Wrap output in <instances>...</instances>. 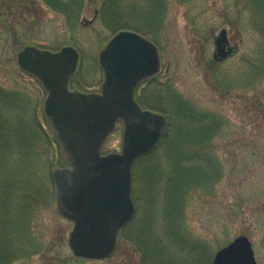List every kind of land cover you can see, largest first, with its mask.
I'll use <instances>...</instances> for the list:
<instances>
[{
    "label": "rangeland",
    "instance_id": "374dc122",
    "mask_svg": "<svg viewBox=\"0 0 264 264\" xmlns=\"http://www.w3.org/2000/svg\"><path fill=\"white\" fill-rule=\"evenodd\" d=\"M260 8V0H83L81 10L69 17L43 0H0V88L20 102L5 107L2 97L1 111L19 126L35 119V126L26 128L36 142L34 153L9 163L10 174H19L22 184L14 191L20 194L13 192L8 202V227L0 231L7 264H211L219 249L241 235L251 240L257 264H264ZM120 29L144 33L160 48L161 70L138 94L147 108L167 117L168 125L153 152L134 166L137 213L116 250L103 260H86L73 254L68 243L73 223L57 209L52 171L65 166H57L58 152L47 144V137H53L43 111L47 91L19 67L18 54L27 46L53 52L72 46L81 62L71 89L99 93L104 81L99 53ZM222 29L235 51L217 60L215 40ZM174 95L209 115V122L218 121L203 152L215 165V177L210 183L202 176L192 179L179 210L173 196L168 206L165 190L173 162L165 136L173 135ZM123 132L118 123L103 155L122 150ZM197 149L188 147L192 160ZM169 190L173 193V185Z\"/></svg>",
    "mask_w": 264,
    "mask_h": 264
},
{
    "label": "water",
    "instance_id": "95a60500",
    "mask_svg": "<svg viewBox=\"0 0 264 264\" xmlns=\"http://www.w3.org/2000/svg\"><path fill=\"white\" fill-rule=\"evenodd\" d=\"M215 43L216 59L232 54L227 30ZM79 57L71 46L58 52L27 46L19 52L18 64L48 92L44 113L69 165L52 172L58 212L75 223L69 246L77 257L103 260L115 251L122 230L135 216L133 165L157 145L168 125L166 116L142 110L134 98L136 87L159 72L161 59L150 40L121 31L99 55L105 73L102 93L84 94L69 89ZM118 119L125 124L122 151L101 155ZM212 264H257L251 241L235 238L215 254Z\"/></svg>",
    "mask_w": 264,
    "mask_h": 264
},
{
    "label": "trees",
    "instance_id": "16d2710c",
    "mask_svg": "<svg viewBox=\"0 0 264 264\" xmlns=\"http://www.w3.org/2000/svg\"><path fill=\"white\" fill-rule=\"evenodd\" d=\"M43 1H45L48 6L55 11L66 14L69 17L75 15V13H77L79 9L81 10L83 6V0H71L70 3H73V6L72 4L68 5L63 3L62 0ZM260 4L262 5V8L260 9L264 10V0H260ZM118 31H115L114 34ZM175 96L176 95H174L173 99L176 104V109L173 112V135L165 136V138L168 139L167 152H169V155H171L170 159L173 160L171 166L172 172L167 176L165 190L167 193L166 198L168 206L171 205V197L173 196V206L175 209L179 210L181 208L180 205L183 202H181V200L188 189V184L192 182V179L197 176H202L205 182L210 183L215 177V165L210 163L209 160L207 161L204 159L203 152L206 147L205 144H207V140H211L213 134L211 133L212 130L215 127V130H217L218 121L215 119L214 121L211 120L209 122V115H202L203 113L197 110L191 103L186 100L184 101L178 96ZM2 97H4V101L6 102L4 104L5 107H11L9 102L16 101L17 103H20L17 99H9L8 96L5 95L4 90L0 88L1 104L3 103ZM6 100H9L8 103ZM139 101L143 103L140 99ZM2 106L3 104L0 105V231L5 232L6 227H8V222H6L5 219L6 216H9L10 214V212H8V206L10 203L8 204V202H11V197L14 193H17V191H14L16 188L19 189L22 184L19 182L21 181L19 174H10V171L8 170L9 163L12 162V159H14V162L25 160L27 155L34 153L33 150L36 149V142L33 140L35 137L30 134L26 128L27 126L33 124L35 126V119H32V121L28 122L27 126L25 125L27 124L26 122H21L20 126L17 124L15 125L12 123L13 121L10 118L6 119L4 117V113L1 111ZM45 120L49 129L51 130L47 119ZM34 134L36 135V132ZM47 138L48 146L55 148L58 152L57 155L59 157V165L57 166H66L67 164L60 153L55 139L52 136ZM191 146H197V148H200L194 150L193 160L191 156L192 153L190 150H188V147ZM152 152L153 150L142 157H145ZM141 158H139L137 161H139ZM218 176L219 173L217 174L216 178ZM171 185H173V193L171 190H169V186ZM17 194H20V192ZM139 235V238L143 237L142 233ZM6 241L8 242V239ZM4 245L5 242L3 238H0V264H7L8 261L7 255L2 254V249L5 247Z\"/></svg>",
    "mask_w": 264,
    "mask_h": 264
},
{
    "label": "flooded vegetation",
    "instance_id": "af4514ba",
    "mask_svg": "<svg viewBox=\"0 0 264 264\" xmlns=\"http://www.w3.org/2000/svg\"><path fill=\"white\" fill-rule=\"evenodd\" d=\"M97 13H98V12L96 11V14H97ZM153 79H155V77H153V78H151V79H149V80H146V81L142 82V83L137 87V89H136V93H135V95H136L137 98H139V94H138L139 90H140L141 88H144L146 85H148V83H150V81L153 80ZM156 100H157V94H155V95H154V98H153V101H154V102H156ZM137 101L139 102V104H140L141 106L147 108L143 103H141V102L139 101V99H138ZM147 109L153 110V109H151V108H147Z\"/></svg>",
    "mask_w": 264,
    "mask_h": 264
}]
</instances>
